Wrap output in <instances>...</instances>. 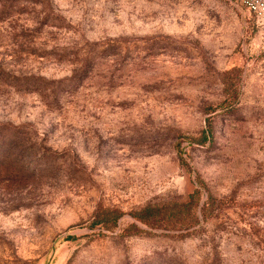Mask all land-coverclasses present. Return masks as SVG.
Wrapping results in <instances>:
<instances>
[{
    "label": "rangeland",
    "instance_id": "rangeland-1",
    "mask_svg": "<svg viewBox=\"0 0 264 264\" xmlns=\"http://www.w3.org/2000/svg\"><path fill=\"white\" fill-rule=\"evenodd\" d=\"M41 1L0 18V264H264V16Z\"/></svg>",
    "mask_w": 264,
    "mask_h": 264
},
{
    "label": "trees",
    "instance_id": "trees-1",
    "mask_svg": "<svg viewBox=\"0 0 264 264\" xmlns=\"http://www.w3.org/2000/svg\"><path fill=\"white\" fill-rule=\"evenodd\" d=\"M34 2H43L41 0H33ZM2 3L0 6V18L4 19V12H12L11 4L5 2V0H0ZM47 5H45V8ZM48 8V7H47ZM45 9L44 11V17L47 19H54V22H59V16L56 14L52 13V10L50 9L51 7L49 6L48 9ZM124 39H109L106 40L104 39L103 41L97 40L92 43L88 42L85 40L80 49H77L81 54L80 55H86L89 57L94 56L96 53L100 55H106V54H116V51H120L121 49V44ZM112 41V43H110ZM78 54V52H76ZM8 128L11 129H19L18 127H14L11 123L9 124H4L0 123V133L3 131H6ZM3 141H0V147L3 145ZM164 215H166V208L163 206H159V204L152 205V204H146L145 206L141 207V209L135 211L133 213V217L145 224H148L152 227H155L156 225H167L169 227V223L171 222H176L178 224V227L176 229H186V227H192L194 223L191 221V219L186 218L182 220H170L166 218ZM116 219V216L107 219L106 222L112 221L114 223Z\"/></svg>",
    "mask_w": 264,
    "mask_h": 264
},
{
    "label": "built area",
    "instance_id": "built-area-1",
    "mask_svg": "<svg viewBox=\"0 0 264 264\" xmlns=\"http://www.w3.org/2000/svg\"><path fill=\"white\" fill-rule=\"evenodd\" d=\"M234 5L243 6L248 13L257 18L264 16V0H228Z\"/></svg>",
    "mask_w": 264,
    "mask_h": 264
}]
</instances>
